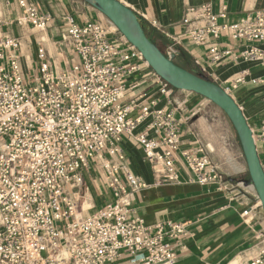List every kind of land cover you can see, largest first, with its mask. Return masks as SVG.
Returning a JSON list of instances; mask_svg holds the SVG:
<instances>
[{
	"label": "built area",
	"instance_id": "2783aa9c",
	"mask_svg": "<svg viewBox=\"0 0 264 264\" xmlns=\"http://www.w3.org/2000/svg\"><path fill=\"white\" fill-rule=\"evenodd\" d=\"M18 4L19 24L44 30L56 21L39 2ZM62 22V38L77 62L55 70L39 43L37 67L27 77L21 38L4 32L0 19V264H175L174 240L188 233L187 225H148L135 214L132 194L147 184L126 162L125 135L135 139L147 161L162 164L169 181L179 180L183 161L200 185L241 188L257 197L256 191L224 178L203 145L181 147L176 90L111 20L79 22L65 14ZM183 24L185 31L173 41L207 46L210 65L231 59L264 67V8L229 21L226 6L216 12L203 3L189 7ZM225 37L238 53L222 43ZM247 75L242 71L220 85L231 94ZM146 119V128L136 132ZM254 138L264 143V125ZM92 168L103 172L111 199L84 215V172ZM258 238L256 255L239 264H264V234Z\"/></svg>",
	"mask_w": 264,
	"mask_h": 264
},
{
	"label": "crops",
	"instance_id": "0c3cea01",
	"mask_svg": "<svg viewBox=\"0 0 264 264\" xmlns=\"http://www.w3.org/2000/svg\"><path fill=\"white\" fill-rule=\"evenodd\" d=\"M31 1L42 4L43 10L51 12L56 21L44 30H37L24 21L19 24L18 20L23 18V10L18 0H0L2 30L21 38L19 54L24 74L27 77L32 75L37 67L39 43L44 45L47 58L55 70L70 68L77 62L78 57L62 38L65 31L62 16L71 14L77 21L84 22L103 19L104 15L83 0ZM121 1L155 29L167 52L173 37L185 31L183 18L191 6L211 3L216 12L226 6L229 21L239 20L264 8V0ZM222 43L232 45L234 52L238 53L235 42L230 38H223ZM177 46L184 51L196 69L205 68L206 74L222 86H226V81L235 75L248 71L246 82L233 88L231 94L257 135L264 125V82H258V79L264 78V67L256 62L231 59L220 65H210L207 46H193L187 39ZM261 47L264 48V44ZM179 62L185 64L182 57ZM174 96L181 104V147L203 145L211 160L218 165L220 174L228 181L229 176L244 175L240 170L227 171L215 158V152L220 150V143L214 135V121L217 118L210 101L191 91H175ZM148 123L149 119L144 120L136 132L144 130ZM149 134L155 136L153 131ZM123 147L127 155L126 162L147 184L145 188L132 194L135 214L142 216L148 225L167 221L187 225L188 233L180 237L179 242L174 240L177 253L175 264H239L256 255L258 235L264 234V212L259 206L249 216H242L244 210L259 204L258 198L252 192L241 188L220 190L217 185H200L192 180L193 175L183 161L178 164L179 180L169 181L165 178L162 164L147 161L135 139L125 135ZM257 149L264 167V143L257 141ZM84 175L88 189L80 200L84 208L89 204L87 211L83 212L88 215L109 201L111 194L105 184L103 172L92 168L85 171ZM242 194L245 196L241 197Z\"/></svg>",
	"mask_w": 264,
	"mask_h": 264
},
{
	"label": "water",
	"instance_id": "95a60500",
	"mask_svg": "<svg viewBox=\"0 0 264 264\" xmlns=\"http://www.w3.org/2000/svg\"><path fill=\"white\" fill-rule=\"evenodd\" d=\"M111 20L126 39L143 55L150 67L176 91H191L210 100L229 118L239 139L247 164L244 175L229 176L242 188L253 186L264 212V167L260 160L253 129L241 107L220 84L204 73L193 72L175 62L180 48L173 41L165 54L153 37L152 27L121 0H83ZM175 101H178L174 96Z\"/></svg>",
	"mask_w": 264,
	"mask_h": 264
},
{
	"label": "rangeland",
	"instance_id": "374dc122",
	"mask_svg": "<svg viewBox=\"0 0 264 264\" xmlns=\"http://www.w3.org/2000/svg\"><path fill=\"white\" fill-rule=\"evenodd\" d=\"M209 103L213 107L217 118V120L214 121L216 124L214 135L217 137H215L216 140L218 139V142L220 143V150L218 153L215 152L216 160L229 172H232L234 169L235 171H242L241 174H246L247 164L243 155V150L229 118L223 110L213 102L210 101ZM212 148L214 149V147ZM232 162H234L235 166ZM88 206L89 204L85 205L86 211Z\"/></svg>",
	"mask_w": 264,
	"mask_h": 264
},
{
	"label": "trees",
	"instance_id": "16d2710c",
	"mask_svg": "<svg viewBox=\"0 0 264 264\" xmlns=\"http://www.w3.org/2000/svg\"><path fill=\"white\" fill-rule=\"evenodd\" d=\"M152 27V26H151ZM152 33H153V37L155 38V40L158 43V46L160 47V49L167 54V50L164 48V45L162 44L161 40L159 39V36L157 35L155 29L152 27ZM182 57L185 60V64L184 63H180L179 62V58ZM175 62L193 72H199V73H203L201 70L196 69V67H194V65L191 63V61L187 58V56L185 55L184 51L182 50L180 53V56L178 55L177 58L175 59ZM205 74V73H204ZM206 76L209 77V75L205 74ZM210 79H212L211 77H209ZM213 80V79H212Z\"/></svg>",
	"mask_w": 264,
	"mask_h": 264
}]
</instances>
